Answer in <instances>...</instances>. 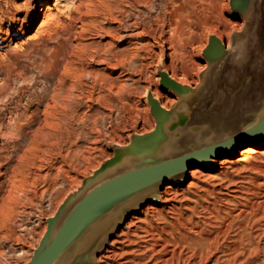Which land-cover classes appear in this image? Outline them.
Wrapping results in <instances>:
<instances>
[{"label": "rangeland", "instance_id": "1", "mask_svg": "<svg viewBox=\"0 0 264 264\" xmlns=\"http://www.w3.org/2000/svg\"><path fill=\"white\" fill-rule=\"evenodd\" d=\"M185 2L180 40H168L172 28L167 26L163 40L120 41L113 39L120 30L110 6L127 9L133 18L140 10L126 1L0 0V264H32L74 206L111 178L104 177L109 159L161 124L152 112L151 92L159 93L162 105L176 99L171 118L163 122L167 135L195 129L213 116L236 122L245 113L248 106L236 111L232 99L247 86L264 84V0ZM214 35L229 46L224 57L210 62L205 50ZM147 41L149 50H139ZM178 45L183 55L173 53ZM131 57L133 70H128ZM161 70L185 80L193 92L182 96L165 89ZM226 87L231 98L224 102L219 92ZM254 95L256 104L262 98ZM193 134L175 140L171 154L150 151L138 167L224 141L206 143L193 140ZM224 155L203 166L211 168L208 175L191 176L186 169L115 198L86 220L55 264H142L156 254L153 234L162 244L174 241L162 253L169 259L165 264H183L179 252L193 251L196 240L223 231L232 217L237 218L232 233L244 226L264 237V206H255L264 200V157L220 168L215 161ZM192 180L198 181L195 186ZM14 183L23 193L17 191L12 201ZM167 185L180 187L169 202L160 196ZM150 206L148 214L141 212ZM134 215L140 219L129 226ZM145 251L141 262L137 256Z\"/></svg>", "mask_w": 264, "mask_h": 264}, {"label": "bare ground", "instance_id": "2", "mask_svg": "<svg viewBox=\"0 0 264 264\" xmlns=\"http://www.w3.org/2000/svg\"><path fill=\"white\" fill-rule=\"evenodd\" d=\"M123 1H126L127 5L131 6L132 8L139 7L140 10L139 12L134 13L136 15L133 18L132 12L128 11L127 9L125 10V8L123 9L121 7L110 6L111 19L113 21L118 22L119 24L118 26L120 30L118 34L113 35L114 40L116 39V40L121 41L129 37L130 38L142 37L144 39H154V40L162 39L163 40L167 32L166 31L167 26L168 27L171 26L172 28V32H171L172 36H169L168 38L169 41L174 40V39H177V40L181 39L185 31L183 27V21L185 19L183 7H184V4L186 3L185 2L186 0H123ZM191 6L193 9L196 8L192 4ZM245 6H247V3L245 4ZM118 13L119 15H117ZM42 25L44 24L41 23L40 26ZM214 36H216L222 41L220 36L218 35H214ZM112 43L114 44V42ZM222 43L225 45L226 48H228L229 46L228 41L227 42L222 41ZM151 45L152 44L150 43V41H147L142 46L139 47V50L141 49L147 52ZM173 48H174L173 53L183 55V53L179 52L181 48L184 49L183 46L180 47V45H178V46H174ZM110 49L109 51L111 53L113 50L111 51ZM173 53L171 55H173ZM132 58L133 57L129 58L128 63H125L126 65L128 64L127 65L128 70H133ZM108 59L110 58L108 57ZM99 62H103V60ZM115 67L117 68L118 66L115 65ZM162 72L167 73L169 77H171L178 83L188 86L189 88L192 89V86L188 85L185 80H182L176 77L174 74H172L168 70L159 71V76L161 77L160 78L161 80H162V76H161ZM213 75L214 73L213 71H211L205 76L203 85L200 87V91H199L200 98L202 97L203 91L206 89V87L211 82ZM196 87L197 86H193V88H196ZM164 88L171 89V88H166V87ZM263 89H264V84H261V86L259 87H253L250 85V86H247L244 92H241L240 94H238V97L232 99L233 100L232 107L236 111L240 110L244 105L248 106L245 113L241 114L240 119L237 120L236 122L231 121L226 118H221L219 116H213V117H209L205 121L204 125L202 126H199V127H196L195 129H190V130L182 129L179 131L178 134L173 133L172 135H167L164 129L165 127V124H164L163 125V137L157 140H154L150 143H139V144L132 143L129 146H127V150L124 153H122L118 157H113L109 159V160H114V159L115 160L110 165V168L106 171L104 177L107 176V177L113 178L119 174L124 173L123 171L125 170L129 171L132 168L134 169L138 167L139 165L144 163L145 160H147L148 155L146 154H148L150 151H153L154 149H158L155 152L157 155H160L161 152L163 153V155L171 154L175 149H177V147L173 148V145L175 144V140L178 141L180 137L181 138L184 137L187 139L190 136V135L188 136L189 131L190 132L192 131L194 133L193 134L194 137L192 136L193 140L200 139L202 141H205L206 143H211L212 140L216 138L222 137L224 138V140H227V139L235 137V135H232V133L238 128H243L246 125V123H252L251 126H253L261 122H264V93H263L264 90ZM227 90L228 88L226 87V88H223L219 92L224 102L227 100L228 97L231 98V95L228 93ZM151 94L153 98L160 103L161 107L166 110L167 112L166 117L171 118L172 116L171 113L173 112V109L169 110V108H171L172 104L176 101V99L175 98L171 99L169 100L170 102L168 104L162 105L161 101L158 99L159 93L155 91L154 95L152 92ZM254 94L262 98L256 104H253L254 101H252L250 98ZM238 101H241V102L238 103ZM220 105H223V104H220ZM208 110L209 109L205 108L203 110V113H207ZM162 140L164 141V143L161 142ZM248 142H250L251 145H247L240 149H237L236 150L237 152L235 151L236 154L235 152L231 151L227 153L226 155L220 157V159L216 160L215 162L218 163L220 168H224V167H227L233 164L237 165V163L241 161L264 157V146L262 147L257 146L256 145L257 143L255 141H248ZM178 144L179 142L176 143L177 146ZM209 145H212V144H209ZM209 145H206V146H209ZM213 161H214V158L196 165L195 166L196 168L193 167L192 169H190L191 170L190 175L196 176L198 172L202 174L203 176L208 175L209 173L207 171L210 170L211 168L203 167V166ZM197 167H203V168L202 170H200L201 168H197ZM1 173L2 172H0V174ZM192 181H190L191 186H195L197 184L196 182H198V181L195 182L194 180ZM168 184H173V182L171 181ZM14 185L15 186L11 190V195L8 197V199L12 201L17 198V194H16L17 191L20 193L21 192L23 193V190H21L20 184L14 183ZM150 185L151 184L144 185L142 187H136L134 189H131L132 191L131 190L129 191L133 192L135 190H138L146 186H150ZM179 190H180V187H173L171 185H167L166 190L162 192L160 196L166 202H169L175 198V195L178 194ZM110 202L112 201H109V203ZM255 206H258V207L264 206V200L256 204ZM151 208L152 206L148 207L147 210H143L141 212H143L144 214H148V211H150ZM248 217H249V220H251L252 216L248 215ZM261 218L264 219V211L263 213L261 211ZM138 219H140V216L134 215V217L131 219L128 225L131 226L135 224V221ZM236 219L234 217H232V219H229L228 224L225 225L223 231H220L218 233L215 232L216 234L213 237H210V236L202 237V238H199L198 241L196 240V242H194L195 239L193 238L194 240L192 241V243L194 242L195 249H193V251L191 252L189 251L179 252V258L183 259V264H264V237L261 235V231L248 232L246 227L238 226V229L235 230L234 233H232L233 231L232 229L234 227V221H236ZM163 230H165V228H163ZM164 232L166 233V231ZM153 236H154L153 241H156V244H152L151 250L155 251L156 254L152 255L149 261H146V262H142L140 260L141 259L140 256L146 254V251L143 253H140V255H138L137 257L139 261L142 262V264H150L152 262H153L152 264H165L168 262L169 259H166L165 257H163L162 253L165 250H167L168 247L173 246L174 244L172 243L174 241L167 240L165 244H162L160 242L162 241V237L160 240H158L155 234H153ZM176 249L177 248L174 247V249L170 250V253H172V255H175L177 251ZM159 254L162 256L159 257V259H157V257L160 256ZM155 258L158 261H154Z\"/></svg>", "mask_w": 264, "mask_h": 264}, {"label": "water", "instance_id": "3", "mask_svg": "<svg viewBox=\"0 0 264 264\" xmlns=\"http://www.w3.org/2000/svg\"><path fill=\"white\" fill-rule=\"evenodd\" d=\"M226 53L227 48L222 41L216 36H212L205 50V55L209 61H218ZM161 76L163 87L171 88L182 96H188L193 92L191 88L178 83L169 77L167 73L162 72ZM150 103L153 113L161 124L153 132L145 136H135L137 141L133 144L150 143L163 137V122L167 119V112L153 98L152 94H150ZM180 124H184V122L181 121ZM246 141H255L257 144L264 142V122L251 126L248 130L233 138L193 150L165 161L137 167L106 180L74 206L55 237L42 250L32 264H55L69 248L77 232L86 220L109 203V201H113L115 198L131 192V189L136 187H142L160 180L166 181L169 176L178 174L186 169L190 170L193 166L195 167L200 163L237 150L240 148V143ZM119 155L121 154H117L115 157ZM114 160H110L106 164V167L110 168Z\"/></svg>", "mask_w": 264, "mask_h": 264}, {"label": "snow or ice", "instance_id": "4", "mask_svg": "<svg viewBox=\"0 0 264 264\" xmlns=\"http://www.w3.org/2000/svg\"><path fill=\"white\" fill-rule=\"evenodd\" d=\"M71 6V5H70Z\"/></svg>", "mask_w": 264, "mask_h": 264}]
</instances>
